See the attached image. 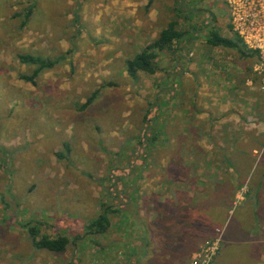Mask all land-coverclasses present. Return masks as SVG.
Instances as JSON below:
<instances>
[{
    "label": "rangeland",
    "instance_id": "rangeland-1",
    "mask_svg": "<svg viewBox=\"0 0 264 264\" xmlns=\"http://www.w3.org/2000/svg\"><path fill=\"white\" fill-rule=\"evenodd\" d=\"M148 3L0 0V264H189L217 229L209 264H264L259 58L207 41L235 38L225 0ZM173 20L180 40L130 77ZM106 208L107 231L87 233ZM34 225L71 242L39 249Z\"/></svg>",
    "mask_w": 264,
    "mask_h": 264
},
{
    "label": "trees",
    "instance_id": "trees-1",
    "mask_svg": "<svg viewBox=\"0 0 264 264\" xmlns=\"http://www.w3.org/2000/svg\"><path fill=\"white\" fill-rule=\"evenodd\" d=\"M150 2L151 0H149L148 4H150ZM176 25V20L171 21L166 28L160 30L153 43L146 45L140 52L125 61L126 71L130 77H135L138 71L148 73L155 72L153 60L157 56V51L170 47L175 41L180 40L182 37L181 31L176 28ZM228 26L232 30L230 23ZM207 41L214 47L222 46L226 48H234L241 52V54H244L246 50L249 53H255V55H257L255 51L247 49L246 46L243 45L242 40L236 34L235 38L226 37L219 33V30L216 28H212V32ZM18 58L24 63H38L39 65L46 67H50L53 64L50 61L42 60L41 58L30 54H19ZM95 96L96 93L87 99L86 103L83 104V107L89 105ZM107 211V208L104 209L103 212L99 213L88 223V225H86L87 233L101 234L107 231L110 226V219ZM28 233L33 244L37 248L53 252H63L71 242V240L65 235L50 237L46 234H40L39 228L36 225L29 226ZM146 244H149V242L147 241Z\"/></svg>",
    "mask_w": 264,
    "mask_h": 264
},
{
    "label": "built area",
    "instance_id": "built-area-1",
    "mask_svg": "<svg viewBox=\"0 0 264 264\" xmlns=\"http://www.w3.org/2000/svg\"><path fill=\"white\" fill-rule=\"evenodd\" d=\"M230 15L232 31L243 44L257 53L259 65L256 69L262 77L264 88V0H225ZM217 237L204 243L195 251L189 264H209L218 250L221 231L217 229Z\"/></svg>",
    "mask_w": 264,
    "mask_h": 264
},
{
    "label": "crops",
    "instance_id": "crops-1",
    "mask_svg": "<svg viewBox=\"0 0 264 264\" xmlns=\"http://www.w3.org/2000/svg\"><path fill=\"white\" fill-rule=\"evenodd\" d=\"M225 121H226L225 118L221 120V122H225ZM263 133H264V132H263ZM252 134L257 135V133H255V132H245V133H244V136L246 135L247 137H249V139H251V136H250V135H252ZM202 200H203V199H202ZM155 203H156V202H155ZM156 204H159V203L157 202ZM216 204H217V203H216ZM212 206H214V201H213ZM216 206H217V205H216ZM215 211H216V210H215ZM217 212H218V211H216V213H217ZM185 215H186V214H184L183 217H184ZM186 216H187V215H186ZM183 217L180 215V218L182 219V221H183ZM180 218H179V219H180ZM225 218H226V216H225ZM179 219L176 220L175 222H178V221H179L180 224L185 223L184 225H186L187 227H190V225H191V223H192V221H191L190 219H186V222H182V223H181V221H180ZM219 222H222V221L220 220ZM142 223H144V222H142ZM148 225H149V227H150V225H151L150 222H147V224H145L146 227H148ZM167 227H168V226H167ZM162 228H163V230L165 229V227H162ZM166 238H167V235H166V234H165L164 240H163V235L160 234L158 240L156 241L158 250H160V248L163 247L162 244L164 243V241H167ZM169 242H170L171 244H173V246H174L173 249L179 247V245L177 244V243H179V240H178L177 242H175V243L172 242V241H169ZM152 249H153V248H152ZM189 251H190V250H189ZM189 251L187 252V254L189 253ZM165 252H166V254H167V255H166V258H167V256L169 255L170 251H168V250L166 251V250H165ZM160 253H163V251L160 250ZM149 254H150L149 256L152 257V259L149 258L148 262H150V261H151V262H154V261H153V257L156 258V255L153 256L151 252H150ZM157 254H158V253H157ZM164 258H165V257H164ZM183 263H184V262H183ZM186 263H187V262H186ZM179 264H182V263H179Z\"/></svg>",
    "mask_w": 264,
    "mask_h": 264
}]
</instances>
